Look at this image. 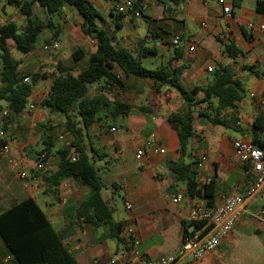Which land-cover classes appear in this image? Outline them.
Returning <instances> with one entry per match:
<instances>
[{
	"label": "crops",
	"instance_id": "0c3cea01",
	"mask_svg": "<svg viewBox=\"0 0 264 264\" xmlns=\"http://www.w3.org/2000/svg\"><path fill=\"white\" fill-rule=\"evenodd\" d=\"M2 1L0 26L18 19L23 22L21 28H24L25 18L18 9L15 7V10L8 11L9 3L7 0ZM90 1L102 17L100 24L109 29L113 25L111 14L118 13L116 5L125 0ZM224 2L232 7V17L223 12L224 5L219 0H179L178 4L168 0H145L147 10L144 11V16L134 18L131 14L126 15L122 29L115 32L113 40L118 47L130 50L135 56H140L142 48L154 49L153 53L141 57L143 65L151 67L149 69L167 65L171 60L173 67H184L180 82L189 91L208 84L220 65L231 66L243 81L249 98L245 93L244 98L236 103L234 112L238 116V122L232 124V128L203 122L200 112L215 114L207 103H199L193 107L195 136L189 145L191 155L187 157L191 158L190 162L196 161L198 165L200 157H206L203 167L199 168L198 180L203 185L216 178L218 193L215 205H221L226 195H244L253 183V176H247L243 167L235 160L232 142L250 138L253 120L264 111V105H260L264 101V31L250 32L246 28L248 22H264L260 0H241L239 6L234 5V0ZM34 13L43 20L47 19L44 9L38 4L34 6ZM52 20L60 26L57 37L51 29H46L40 37V46L29 53L18 51L16 54L14 41L8 40L11 56L19 62L20 72L25 74L54 75L57 73L58 63H61L71 68L72 73L77 76L89 67V59L96 52L97 41L83 34L81 26L84 18L72 7H65L61 15L54 16ZM164 28L170 34L162 37ZM203 29L207 31L203 32ZM221 33L225 36L224 39L219 38ZM175 36L181 39L178 48H181L182 53L176 59L174 51L177 47L170 46V41ZM54 40L60 43V49L51 54L43 46ZM229 43H233L241 51L236 57L225 52L224 47ZM191 47L194 50L191 51ZM77 50H82L84 57L75 62L73 53ZM115 71L121 80L126 81V91H122L112 81L107 83L105 79L102 85L89 86L88 96L93 97L99 90L111 101L129 103L134 108L125 117L115 118L104 110L101 113L104 121L89 129L93 132L95 142L90 140L88 131L85 134V145L105 185L104 190L106 185L111 184L114 193H122L125 208L126 203H130L132 207L126 208V218L116 217L114 193L110 197L102 191L103 198L114 210V220L123 223L122 241L106 238L104 235L108 230L107 226L93 228L82 222L72 225V234L65 240V245L78 264H111V257L116 256L130 230H133L139 242L140 252L148 258L175 255L181 248L184 232L193 229L189 211L197 199L187 194L184 183L176 182L169 168L170 163L177 161L179 157V137L168 118L174 114L187 115L189 107L179 93L168 86L156 90L151 81L139 80L134 76L126 79L121 70L115 68ZM28 78V84H33L28 105L7 129L3 126V112H7V103L0 101V140H13L11 155L23 160L28 175L27 180H21L0 151V214L27 198H33L46 213L55 230L61 231L67 227L63 216L66 207L78 206L88 196L90 189L71 178L62 181L55 196L45 194L43 175L53 173L58 168L57 150L64 143L61 141L64 135L58 136L64 121L61 115L51 113L41 106L42 100L50 92L52 79L33 82L31 76ZM252 94L254 98L251 97ZM203 97L204 93L200 91L195 100L201 101ZM212 102L216 103L214 100ZM232 112L227 110L222 116ZM108 120H127L128 124L125 129L117 125L109 127L105 122ZM122 130H125L124 133H120ZM229 130L239 133L240 137L233 136ZM50 135L53 136L54 147L50 152L45 151V170L37 171L35 162L39 153L45 150L44 139ZM153 135L155 145L164 150V153L148 148L145 155L138 159V150L152 140ZM176 197H180L181 201L174 202ZM263 203L260 197L250 200L229 236L216 250L193 264H264V216L259 215ZM43 204L46 209L42 208ZM58 212L62 213L61 216L54 218L52 215ZM110 240L115 242L113 251ZM0 264H17L1 236Z\"/></svg>",
	"mask_w": 264,
	"mask_h": 264
},
{
	"label": "trees",
	"instance_id": "16d2710c",
	"mask_svg": "<svg viewBox=\"0 0 264 264\" xmlns=\"http://www.w3.org/2000/svg\"><path fill=\"white\" fill-rule=\"evenodd\" d=\"M143 1L145 0H135L134 9L140 10ZM168 1L173 4L179 2ZM7 2L15 6L25 18V26L20 28L13 21L0 26V101L7 103V115L3 116L4 129H7L28 105L33 84L25 83L24 79L30 76L33 82L52 79L50 92L42 100L41 106L51 113L61 115L65 134L69 135L70 139L57 150L59 158L57 170L43 175L45 194L55 196L62 181L71 178L90 189L88 196L78 206L66 207L64 220L67 227L61 231L55 230L46 213L33 198H27L0 214V236L17 264H78L65 245V240L72 234L71 226L80 222L93 228L107 226L108 230L104 236L122 241L123 223L114 220V210L102 196L105 185L85 145V134L94 124L104 121L101 116L104 110L115 118L125 117L134 108L129 103L111 101L103 92H98L93 97L88 96L89 86L101 78H105L107 83L114 82L122 91L128 89L126 81L117 76L115 68L121 70L126 79L134 76L139 80L151 81L156 90L163 86L176 90L183 102L188 105L187 115L174 114L168 118L179 137V157L177 161L170 163L169 168L176 182L186 185V192L191 198L202 199L207 207L215 205L218 193L216 178L200 185L198 163L196 161L186 163L185 159L191 155L189 145L195 136L194 106L207 103L214 109V115L200 112L203 122L224 128H232V124L238 122L234 110L236 103L244 98L246 90L243 81L237 77L231 66L220 65L208 84L189 91L180 82L184 67H173L171 60L167 65L149 69L143 65L141 57L153 53L154 49L142 48L140 56H135L130 50L118 47L113 42L115 32L123 27L124 17L131 14L136 18L132 11L112 13L113 25L108 29L100 24L102 17L90 0H7ZM240 2L241 0H234V5L239 6ZM35 4L44 9L46 20L34 13ZM65 7H72L83 16L84 22L81 26L83 34L97 41L96 52L89 59V67L77 76L72 73L71 68L61 63H58L57 73L54 75L46 73L29 75L20 72L19 62L11 56L7 41H14L17 51L29 53L35 49L44 30L51 29L57 37L60 26L55 24L52 18L61 15ZM260 7L262 9V6ZM141 14L143 17L144 12L141 11ZM224 50L233 57L241 52L233 43L226 44ZM181 55V48L177 47L174 59L180 58ZM83 57L82 50L73 53L75 62ZM200 91L204 93V97L201 101H196L195 97ZM213 100L216 101L215 104ZM227 110H232V114L222 116ZM249 134L252 143L264 151V111L253 120ZM3 144L4 141L0 140V148ZM44 145V151L50 152L54 147L53 136L46 137ZM196 225L201 227L202 223Z\"/></svg>",
	"mask_w": 264,
	"mask_h": 264
},
{
	"label": "built area",
	"instance_id": "2783aa9c",
	"mask_svg": "<svg viewBox=\"0 0 264 264\" xmlns=\"http://www.w3.org/2000/svg\"><path fill=\"white\" fill-rule=\"evenodd\" d=\"M134 1L135 0H125L120 5H116V10L122 13H129L132 11L135 13L136 18L142 17L141 11L144 12L147 10V6L143 1L140 4V10L134 9ZM219 2L224 5L223 12L227 16L232 17V7L225 5L224 0H219ZM260 4L262 6L261 14L264 17V0H260ZM203 25L205 26V24ZM246 28L250 32L264 31V22H248ZM227 31H229V27ZM219 38L224 39L225 36L221 33ZM180 44L181 39L179 36L173 37L170 41L171 47L176 48L179 47ZM43 49L54 54L59 51L60 43L54 40L44 44ZM190 50H194V47H191ZM24 82H30L29 78H25ZM251 97L254 98V94H252ZM260 105L263 106L264 101H261ZM6 115L7 112L4 111L3 116ZM112 131H117V129H112ZM3 141L4 144L0 148L1 155L7 158L10 166L16 171L21 180H27L28 175L23 160L11 155V143L13 140L7 139ZM148 148L155 152L164 153V150L155 145L153 135L152 140H149L138 150L137 158L140 159L143 157ZM232 150L235 160L243 167L245 174L247 176H253V183L244 195H226L221 205H214L213 207H207L202 199H197L189 211V221L193 229L184 234L181 248L177 254L162 256L158 259L148 258L140 252L138 248L139 242L134 236L133 230H130L123 246L118 249L116 256L111 257V264H193L195 261L202 259L207 253L216 250L221 242L229 236L231 231L239 223L250 200L260 197L264 202V151L257 148L250 138L234 140L232 142ZM205 159L206 157L204 155L200 157L199 168L203 167ZM46 161L47 153L45 151L40 152L35 162V169L37 171H44ZM173 201L179 202L181 198L176 197ZM131 207L130 203H126L127 209H131ZM259 215L264 216V203L261 206ZM196 223H202L201 227H198Z\"/></svg>",
	"mask_w": 264,
	"mask_h": 264
},
{
	"label": "rangeland",
	"instance_id": "374dc122",
	"mask_svg": "<svg viewBox=\"0 0 264 264\" xmlns=\"http://www.w3.org/2000/svg\"><path fill=\"white\" fill-rule=\"evenodd\" d=\"M0 2H3L2 0H0ZM8 9H10V10H8V11H13V10H15L16 8H15V6H13V5H8ZM74 9V8H73ZM0 13H2V9L0 8ZM15 21V23L21 28V26L23 25V22L21 21V20H18V19H15L14 20ZM192 29H194L193 27H192ZM204 31H207L206 29H203V32ZM170 34V31L167 29V28H164V30L162 31V33H161V36L162 37H165V36H167V35H169ZM170 38V37H169ZM169 38H167V40L169 39ZM40 44H41V39H39V41H38V43L36 44V46H40ZM18 51H16L15 50V54L17 53ZM19 55H21V54H19ZM145 67H146V65H145ZM147 68H151V67H147ZM104 80H105V78H101L97 83H95V85H102L103 84V82H104ZM99 92V90H97V92H96V94ZM246 97L247 98H249V94H248V91L246 92ZM2 107H3V105H2ZM103 118H104V116H102ZM105 119V118H104ZM106 122V124L107 125H109V127H112V126H120V127H122V129L124 128L125 129V127H126V125L128 124V121L127 120H108V121H105ZM124 131L125 130H122V131H120V133H124ZM229 132H230V134H232L233 136H235V137H240V134L239 133H237V132H235V131H233V130H229ZM62 135H64V137H63V139L61 140V141H64V143L65 142H67V141H69V135H66L65 134V131H64V125H63V127H62V130L60 131V134H59V136L58 137H61ZM89 135H90V140L92 141V142H95V139H94V137H93V132H92V130H89ZM57 137V138H58ZM88 141V140H87ZM95 146V148L97 149L98 148V146L95 144L94 145ZM96 160L98 159V157H97V155H96ZM90 159L93 161V159L90 157ZM191 161V158H189V157H187L186 158V162H190ZM93 163H94V161H93ZM98 163V162H97ZM95 164V163H94ZM88 189V188H87ZM89 190V189H88ZM114 187L111 185V184H108V185H106V189L103 191L104 193H105V195H109L110 197L112 196V193H114ZM113 197H114V208H116V210H115V216L116 217H119V218H126L127 217V210H126V208H125V206H124V200H123V195H122V193H120V192H115L114 194H113ZM42 208L43 209H46V206L43 204L42 205ZM58 209H60V206H58ZM61 214L62 213H57V214H54V215H52L54 218L55 217H60L61 216ZM63 216H64V212H63ZM114 245H115V242L114 241H111L110 240V248H111V250L113 251V248H114Z\"/></svg>",
	"mask_w": 264,
	"mask_h": 264
}]
</instances>
